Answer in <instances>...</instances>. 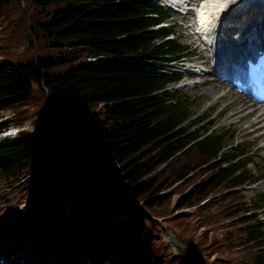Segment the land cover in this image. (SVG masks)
Wrapping results in <instances>:
<instances>
[{
	"label": "trees",
	"instance_id": "1",
	"mask_svg": "<svg viewBox=\"0 0 264 264\" xmlns=\"http://www.w3.org/2000/svg\"><path fill=\"white\" fill-rule=\"evenodd\" d=\"M172 12L158 0H0V111L14 109L0 134L31 122L0 137L7 248L39 255L34 229L64 197L83 254L113 242L114 256L130 244L152 264H264V190H244L263 171L227 130L187 123V96L169 88L182 76L163 65L194 51Z\"/></svg>",
	"mask_w": 264,
	"mask_h": 264
},
{
	"label": "rangeland",
	"instance_id": "2",
	"mask_svg": "<svg viewBox=\"0 0 264 264\" xmlns=\"http://www.w3.org/2000/svg\"><path fill=\"white\" fill-rule=\"evenodd\" d=\"M159 1L162 3L165 2V0H158V3ZM211 1H213V3L210 4L212 8L210 7L207 11L212 12L213 16L216 17L212 22V26H215L220 21V15L218 14L224 11H231L229 8L235 11L234 15L248 16L249 12L253 10L255 5L259 2L260 4H264V0H241L235 5L234 3H230V0ZM213 4H216L217 6H213ZM167 20L170 23L175 24L176 32L173 34L182 42L190 45L191 49L194 51L192 54H187L181 59V61H183L181 64L179 63L181 61H174L170 66H167V64L163 65V67L168 70L173 69L176 72L179 71L182 76L180 81L176 82L169 88L180 90L181 93L187 96V103L190 105V109L193 112L192 117L187 120V123L193 126H198L203 122H205L204 124L213 123V130H227L228 133L232 134V142L234 145L249 148L250 156L254 159L253 162H250L249 166L255 170L256 174H260L262 171L264 174V138H258V134L264 129H257L250 133L243 131L244 129H241V127H249L247 125L248 121L238 120L242 113L250 110V118H255L260 112L259 109L256 110V108H254V106H257L256 103L252 101L249 95L237 92L234 87L226 82L225 85L214 86V83L218 81L212 80V78H210L211 75L206 73L205 70H200L199 74L190 72L191 69H201V67L210 68V64H208L209 61L207 60L208 58L210 60L209 51L207 50L205 43L201 40L199 33L195 31V17L192 12H189L186 15L173 12ZM227 23L228 20L224 21L225 25ZM1 27L2 24H0V29ZM22 48L23 46H21L20 49ZM20 52L31 53V51L25 52L24 49ZM1 57L3 56L0 54V58ZM200 63L201 65H199ZM201 80L204 82L202 85H200ZM204 89H206L207 92H203ZM223 92H225L223 99L217 100L216 102L215 95ZM239 93L243 96H247V98L250 99V102L249 104H242L241 108L244 109L237 113V107L241 104L243 99ZM5 112L11 117L14 116L13 108L6 109ZM202 119L204 121L198 123V121ZM261 122H264V119H262ZM11 125L13 127L15 125H20L23 129L31 128L30 121L19 124L12 123ZM19 128V130H23L21 127ZM3 133L4 134H0V137L9 134V132ZM11 135L13 134L11 133ZM244 190L249 194L264 190V177L250 185L244 186ZM59 201L60 199L56 201L53 209L48 213L47 217L39 221L34 229V234L41 240V251L39 255L33 256L26 253L24 254V252H21L16 248H7L8 244L11 246L14 244L13 238H8L5 234L3 236L0 232V253L7 256L6 261L8 264H58L61 259H63L61 262L64 261V256H66L67 252H70L73 257L72 264H78L77 260L92 261L87 264H116V259L118 260V264H121V262H123V264H152V259L148 256L145 250H136L130 244L126 245L125 249L117 258L113 255L115 252L114 249H116L113 242H111L113 248L110 250L98 251L90 255L87 253L83 254V251H81V244L67 228L66 215L63 223H59V229L56 228L55 231H53L50 228L49 220L53 218L52 216H54L55 206ZM66 204L67 203H65V212ZM185 209H189V207ZM127 222L129 223L128 219ZM59 230L61 231V236H58L60 233ZM164 235L171 242L177 239L175 232L170 227H166ZM115 236L117 235L111 236V241L115 240ZM5 238L8 239V242H6ZM178 246L183 251H187L185 245L178 242ZM105 254L110 255L105 256ZM88 258L93 260H88Z\"/></svg>",
	"mask_w": 264,
	"mask_h": 264
},
{
	"label": "bare ground",
	"instance_id": "3",
	"mask_svg": "<svg viewBox=\"0 0 264 264\" xmlns=\"http://www.w3.org/2000/svg\"><path fill=\"white\" fill-rule=\"evenodd\" d=\"M216 1H220V0H216ZM241 0H233L231 3L237 4L239 3ZM260 1V0H259ZM215 2V1H214ZM207 3V6H204L205 8L201 9V21H204L205 19H210V14L207 10L210 9L211 7V3H213V1L211 0H206L203 2ZM233 5V6H234ZM213 6H217L216 4H213ZM212 8V7H211ZM231 11L226 12V14L228 15L227 18L224 19V21L228 20L229 18L233 19V20H241V17L244 16L246 18V20L242 21L241 25L239 24L238 27L236 26H230L229 23L226 24V26H223L222 22H220L219 24L215 25L214 29L211 30H205L204 32V36L207 38H211L212 40H214V42H216L218 49L223 50L224 46L227 43H232L234 46L239 45L238 41H234L233 38L240 35V37H242V40H247V42H251L248 43L250 48L255 42H256V37L258 38H262V34H264V4H260V2L254 6L253 10H251L249 12V15H234L235 11H233V9H230ZM206 12V13H205ZM209 15V16H208ZM207 24V23H206ZM232 44L228 45V48L224 50L225 55L223 53V51H221L220 53H212L211 52V48H207V50L209 51V55H210V60L207 56V60L209 61L208 64H210V68L209 70L206 71V73H209L210 78H212V80L214 81H218L216 83H214V86H221V85H225V81L218 76V74L215 71H211V69L214 70H218L219 67H221L222 65H224V61L223 59H227L231 60V56H232V51L230 50V48L234 47ZM250 52V51H249ZM192 73H198L199 70L198 69H191ZM200 73V72H199ZM204 84V82L201 80L200 81V85ZM207 89V88H206ZM204 89L203 92H207V90ZM225 92L223 93H219L217 95H215V101L217 102V100L223 99ZM239 95H241L243 97L241 104H239V106L237 107L236 112L239 113L240 111H242L243 109L241 108L242 104H249L250 99L247 98V96H243L242 94L239 93ZM254 108L259 109V113L255 118H250V111H247L245 113H242L239 117V121L241 120H247L248 121V126L249 127H241V129L243 128V131L246 132H253L257 129H264V122H261L262 119H264V107L261 105H257L254 106ZM6 113V112H5ZM8 114V113H7ZM9 132V131H8ZM4 134V133H2ZM3 136V135H2ZM258 138H264V130L261 131L258 134ZM65 198L62 197L60 199V201L57 203V205L55 206V211H54V216H52L53 218H51L50 221V228L51 230L55 231V229H59L60 224L63 223L64 217H65ZM51 215V214H50ZM60 223V224H59ZM65 225V224H64ZM60 231V230H59ZM63 231V230H62ZM58 236H61V231L58 234ZM3 256L2 254L0 255V257ZM78 264H87L89 262L92 261H83V260H77ZM118 260L116 261V264ZM0 264H6V261L4 262H0ZM121 264H123V262H121Z\"/></svg>",
	"mask_w": 264,
	"mask_h": 264
},
{
	"label": "built area",
	"instance_id": "4",
	"mask_svg": "<svg viewBox=\"0 0 264 264\" xmlns=\"http://www.w3.org/2000/svg\"><path fill=\"white\" fill-rule=\"evenodd\" d=\"M6 110V109H5ZM5 110H1L0 111V119H3V118H7V117H10V115L9 114H6L5 113ZM17 129H18V127H13L12 125H10L8 128H6L4 131H2L1 132V134L3 133V132H8L9 131V134L8 135H4V136H13V135H16V133H17ZM11 133L13 134V135H11ZM4 136H2V137H4Z\"/></svg>",
	"mask_w": 264,
	"mask_h": 264
}]
</instances>
